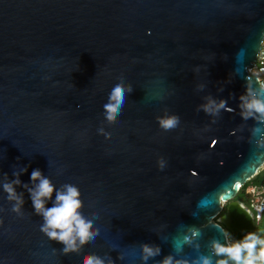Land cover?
<instances>
[{
  "label": "water",
  "instance_id": "1",
  "mask_svg": "<svg viewBox=\"0 0 264 264\" xmlns=\"http://www.w3.org/2000/svg\"><path fill=\"white\" fill-rule=\"evenodd\" d=\"M263 38L264 0H0V264H216L213 241L255 228L236 184L264 162V119L241 107ZM35 169L79 190L96 234L74 250L41 230Z\"/></svg>",
  "mask_w": 264,
  "mask_h": 264
},
{
  "label": "clouds",
  "instance_id": "2",
  "mask_svg": "<svg viewBox=\"0 0 264 264\" xmlns=\"http://www.w3.org/2000/svg\"><path fill=\"white\" fill-rule=\"evenodd\" d=\"M260 71H264V68ZM253 77L257 82V88L254 91L250 85L246 87V94L241 96V107L244 109L242 115L247 118L259 114V118L264 119V79H261L256 72H252L249 79L251 80ZM127 90L130 91V87ZM124 91L125 89L119 81L111 82L106 92L107 99L103 102L106 118L111 119L113 114L118 112L119 106L123 102ZM216 107H224V102L221 101ZM205 110L210 111L211 109L205 106ZM177 122L178 118L175 116L160 120L161 126L165 129L175 127ZM161 166H163L162 162ZM31 179L38 181L35 187L30 189V192L33 207L44 218L41 230L50 239L61 243L64 251L74 250L78 240L83 242L96 234L94 230H90V220L83 217L78 211L81 201L79 190L75 186L65 185L63 191H58L39 169L31 172ZM16 183H19V180ZM239 186V182H237L236 187ZM4 189L9 193L10 199H16L18 204L22 203L11 185L5 184ZM250 190L254 191V189ZM54 191L56 194L52 206L46 207V201L52 199ZM220 202L221 204L225 203L223 197ZM241 206L245 207L243 204ZM254 207V218L256 221H260L262 217L259 213L261 209H264V204L254 205ZM13 210L18 211V206H14ZM246 210L251 214V210ZM225 235L228 236V233L226 232ZM212 246L214 254L220 257L216 264H264V236L258 235L256 232H248L240 239H228L225 243L213 241ZM142 251L143 259L146 260L148 257L158 254L159 248L145 244L142 246ZM79 264H104V261L93 254H85L81 257ZM161 264H186V262L179 260L174 262L173 258L168 256ZM198 264H212V260L210 257H201Z\"/></svg>",
  "mask_w": 264,
  "mask_h": 264
},
{
  "label": "built area",
  "instance_id": "3",
  "mask_svg": "<svg viewBox=\"0 0 264 264\" xmlns=\"http://www.w3.org/2000/svg\"><path fill=\"white\" fill-rule=\"evenodd\" d=\"M262 54H264V38H263V40L261 42V46H260V49L258 50V53H257L256 58H255V61H253L251 63V65L247 67V71H248L249 74H252V72H256V73L259 74L261 79H264V71H260V69L264 68V55H262ZM260 171L264 172V162H263V164L261 165V167L258 169V171L255 174H257ZM243 184H239L240 186L238 187V190L241 188V186ZM250 189H254V191H252ZM244 192L249 197L248 204L247 205L244 204V205L249 210H251L253 219H254V221L256 223L257 221L254 218L255 217V207H254V205L264 204V182L260 183V184L250 183V184L246 185V187L244 188ZM263 211H264V209H261L259 214L261 215Z\"/></svg>",
  "mask_w": 264,
  "mask_h": 264
},
{
  "label": "trees",
  "instance_id": "4",
  "mask_svg": "<svg viewBox=\"0 0 264 264\" xmlns=\"http://www.w3.org/2000/svg\"><path fill=\"white\" fill-rule=\"evenodd\" d=\"M264 182V172L260 171L247 180L241 188L236 193V198L239 199L243 204L247 205L249 201L248 195L244 192V188L246 185L253 183V184H260ZM262 219L255 223V228L251 232H256L258 235L264 236V211L261 214ZM228 233V239L236 240L242 238L246 233H232L229 230H226Z\"/></svg>",
  "mask_w": 264,
  "mask_h": 264
},
{
  "label": "rangeland",
  "instance_id": "5",
  "mask_svg": "<svg viewBox=\"0 0 264 264\" xmlns=\"http://www.w3.org/2000/svg\"><path fill=\"white\" fill-rule=\"evenodd\" d=\"M216 218H217V217H216ZM216 218H215V219H216Z\"/></svg>",
  "mask_w": 264,
  "mask_h": 264
}]
</instances>
